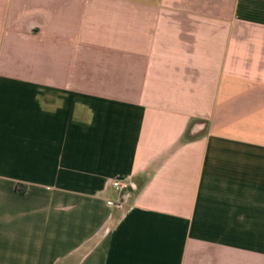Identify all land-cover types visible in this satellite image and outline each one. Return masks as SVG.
<instances>
[{"label": "crops", "instance_id": "1", "mask_svg": "<svg viewBox=\"0 0 264 264\" xmlns=\"http://www.w3.org/2000/svg\"><path fill=\"white\" fill-rule=\"evenodd\" d=\"M0 264H264V0H0Z\"/></svg>", "mask_w": 264, "mask_h": 264}, {"label": "water", "instance_id": "2", "mask_svg": "<svg viewBox=\"0 0 264 264\" xmlns=\"http://www.w3.org/2000/svg\"><path fill=\"white\" fill-rule=\"evenodd\" d=\"M134 189L132 187H127L126 189L123 190L120 198L119 205L122 207L123 204H125L130 197V195L133 193Z\"/></svg>", "mask_w": 264, "mask_h": 264}, {"label": "built area", "instance_id": "3", "mask_svg": "<svg viewBox=\"0 0 264 264\" xmlns=\"http://www.w3.org/2000/svg\"><path fill=\"white\" fill-rule=\"evenodd\" d=\"M112 185H113V187H114L116 190H118L119 192H123V190L127 188L126 185H123V184H122L121 182H119V181H114V182L112 183ZM108 205L111 206V207H114V206H116V203L113 202V201H109V202H108Z\"/></svg>", "mask_w": 264, "mask_h": 264}]
</instances>
